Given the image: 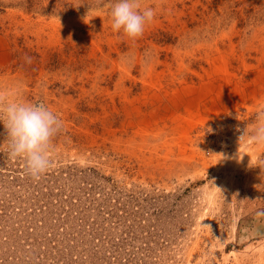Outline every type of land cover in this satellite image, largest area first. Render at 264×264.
<instances>
[{"label": "rangeland", "instance_id": "1", "mask_svg": "<svg viewBox=\"0 0 264 264\" xmlns=\"http://www.w3.org/2000/svg\"><path fill=\"white\" fill-rule=\"evenodd\" d=\"M113 2L0 0V89L62 121L38 178L0 135V264H264V0H141L135 41Z\"/></svg>", "mask_w": 264, "mask_h": 264}, {"label": "clouds", "instance_id": "2", "mask_svg": "<svg viewBox=\"0 0 264 264\" xmlns=\"http://www.w3.org/2000/svg\"><path fill=\"white\" fill-rule=\"evenodd\" d=\"M155 15L151 6H141V0H114L108 19L113 33L135 41L143 35ZM17 97L18 92L0 89V125L3 126L0 135L7 143L9 155L23 160L26 173L38 178L51 166V143L61 130L62 121L44 104H32ZM255 120L246 139L253 146L264 147V107H257ZM242 158L240 155L239 159Z\"/></svg>", "mask_w": 264, "mask_h": 264}, {"label": "built area", "instance_id": "3", "mask_svg": "<svg viewBox=\"0 0 264 264\" xmlns=\"http://www.w3.org/2000/svg\"><path fill=\"white\" fill-rule=\"evenodd\" d=\"M234 130H235V135L237 136V138L242 137V132H243L242 130L238 129L237 127L236 128L234 127Z\"/></svg>", "mask_w": 264, "mask_h": 264}]
</instances>
